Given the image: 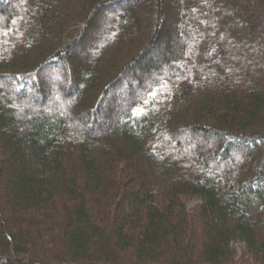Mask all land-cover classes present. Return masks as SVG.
<instances>
[{
  "label": "trees",
  "instance_id": "1",
  "mask_svg": "<svg viewBox=\"0 0 264 264\" xmlns=\"http://www.w3.org/2000/svg\"><path fill=\"white\" fill-rule=\"evenodd\" d=\"M0 16V264H264V0Z\"/></svg>",
  "mask_w": 264,
  "mask_h": 264
},
{
  "label": "rangeland",
  "instance_id": "2",
  "mask_svg": "<svg viewBox=\"0 0 264 264\" xmlns=\"http://www.w3.org/2000/svg\"><path fill=\"white\" fill-rule=\"evenodd\" d=\"M23 3V1L21 2V4ZM22 5H24V3L22 4ZM14 23H16L15 22V20L13 21ZM0 26H3V22H2V19H1V16H0ZM85 46V45H84ZM83 46V47H84ZM80 48H78V52H79V56H78V58H80L81 59V61H82V59L86 56V53L87 52H81L80 50H79ZM163 48L159 51V52H153L152 54H151V56H152V58H156V60H159V62H162L163 61V58H164V55H163ZM240 57H242V55H239V57H237V59H235V60H232L233 62L232 63H234V62H236L237 60H240L241 58ZM51 76V72H44V73H41V74H39V79L42 81V82H44V81H46V80H48V78ZM128 82V81H127ZM130 83V82H129ZM57 85H59L60 86V88L62 89V86L63 85H60L59 83L57 84L56 82L54 83H49L48 84V87H52L53 89L55 88V87H57ZM29 95L31 96H28V101L32 104V105H34V106H36V107H47L46 108V113L50 116V117H52L53 115H59V117H61V118H63V119H65V120H68L69 121V117H70V114H68V112L66 111V110H60L59 112H56V111H54L53 110V107L55 106V102H54V99L51 97V96H49L48 95V93H47V100L45 101V104H46V106H40V104H41V102H42V100H41V98H39V96H35L34 95V91L32 90V89H30V91H29ZM121 104V101L120 102H118V103H116V104H113L111 107H118L117 105H120ZM110 107V106H109ZM118 108H116V109H114V113H112V116L110 117V119H108V121H106L105 122V125H112L117 119H118V110H117ZM107 112V111H106ZM103 120H105V119H102L101 120V122L103 121ZM74 124L75 125H79V123H77V122H74ZM82 127V126H81ZM84 129H86L85 127H83ZM82 128V129H83ZM106 129V128H105ZM107 129H108V126H107ZM100 130H95V132H99ZM187 138V137H186ZM192 139H193V137H191ZM198 141V143H201V142H203L204 141V139H197L196 140V142ZM207 141V140H206ZM200 204V200L199 199H190L189 200V202H188V208H190V209H193V208H195L197 205H199ZM233 247L235 248V250H236V254H235V259H234V261H233V263L232 264H260L259 262H256V261H254L253 259H251L246 253H245V246H244V244L243 243H241V242H234L233 243Z\"/></svg>",
  "mask_w": 264,
  "mask_h": 264
}]
</instances>
